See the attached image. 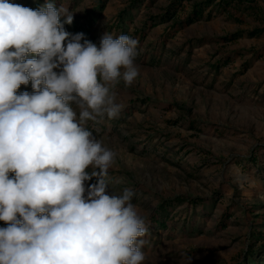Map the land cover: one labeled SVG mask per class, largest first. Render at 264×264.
I'll list each match as a JSON object with an SVG mask.
<instances>
[{
    "label": "rangeland",
    "instance_id": "obj_1",
    "mask_svg": "<svg viewBox=\"0 0 264 264\" xmlns=\"http://www.w3.org/2000/svg\"><path fill=\"white\" fill-rule=\"evenodd\" d=\"M174 1L52 0L73 13L70 33L83 24L97 45L106 31L139 41L137 78L114 89L120 115L86 127L116 153L109 193L130 189L145 219L143 264H250L264 259V0L230 12L220 0H181L172 18ZM9 2L37 9L45 0ZM195 3L203 15L181 28ZM179 195L189 200L171 205L167 226L151 220Z\"/></svg>",
    "mask_w": 264,
    "mask_h": 264
},
{
    "label": "clouds",
    "instance_id": "obj_2",
    "mask_svg": "<svg viewBox=\"0 0 264 264\" xmlns=\"http://www.w3.org/2000/svg\"><path fill=\"white\" fill-rule=\"evenodd\" d=\"M72 23L52 0H0V264L145 260L134 193H109L116 153L86 127L120 115L114 89L137 78L139 41L106 31L97 45Z\"/></svg>",
    "mask_w": 264,
    "mask_h": 264
},
{
    "label": "trees",
    "instance_id": "obj_3",
    "mask_svg": "<svg viewBox=\"0 0 264 264\" xmlns=\"http://www.w3.org/2000/svg\"><path fill=\"white\" fill-rule=\"evenodd\" d=\"M177 1V0H176ZM214 0H206L204 3L205 4H209L212 3ZM250 1H254V0H220L217 4L218 7H220V11H226V12H230L231 9H236L237 11H244L246 9H249L250 7H254V4H249L246 5V3L250 2ZM204 3H195L193 5V9L192 12L187 15L185 18L183 19H179L178 20V24L179 26H181V28H183L184 26L190 25L192 23H194L195 21H197L202 15H203V10H204ZM184 2H182L181 0H178L177 2L174 1V3L171 5L172 10H169V17H176L177 12L183 7ZM256 5V4H255ZM100 6H103V4L101 3ZM257 11V9H255ZM239 20V19H237ZM76 28H79L80 30H82L84 32V34H88L89 30L87 29V27H85L83 24H78V25H74ZM258 31H251L250 34H256ZM243 33L242 32H236L233 33L226 38V40L228 41H234L237 38H239ZM254 160H256V157L253 158ZM186 200H189V197L186 196H182L179 195L177 197H175L172 200H163L162 203L158 206L157 212H155L153 215H151V220L156 222L157 224L165 227L167 226V222L169 217H167L166 215V211H168V209L171 207L172 204H175L176 202H184ZM193 202L195 203H203L204 200L203 198H198V199H192ZM260 239H264V235L259 236ZM249 253V255L254 256L256 255L257 250H248L247 251ZM236 264H245L243 261H238ZM250 264H264V259H252L250 261Z\"/></svg>",
    "mask_w": 264,
    "mask_h": 264
}]
</instances>
